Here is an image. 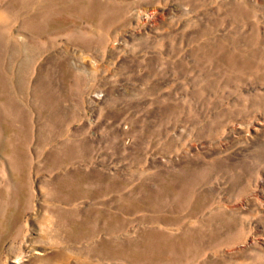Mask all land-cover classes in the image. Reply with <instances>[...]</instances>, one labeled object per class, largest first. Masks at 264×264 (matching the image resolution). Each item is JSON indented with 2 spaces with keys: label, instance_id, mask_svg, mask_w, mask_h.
I'll list each match as a JSON object with an SVG mask.
<instances>
[{
  "label": "rangeland",
  "instance_id": "rangeland-1",
  "mask_svg": "<svg viewBox=\"0 0 264 264\" xmlns=\"http://www.w3.org/2000/svg\"><path fill=\"white\" fill-rule=\"evenodd\" d=\"M0 264H264V0H0Z\"/></svg>",
  "mask_w": 264,
  "mask_h": 264
}]
</instances>
